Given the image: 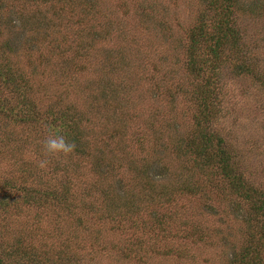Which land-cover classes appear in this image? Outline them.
I'll return each instance as SVG.
<instances>
[{
  "label": "rangeland",
  "instance_id": "obj_1",
  "mask_svg": "<svg viewBox=\"0 0 264 264\" xmlns=\"http://www.w3.org/2000/svg\"><path fill=\"white\" fill-rule=\"evenodd\" d=\"M255 1L234 10L247 45L219 60L191 38L218 20L212 0H0L1 263L235 264L251 234L264 246L263 213L190 151L211 76L210 124L240 177L264 194V0ZM204 60L210 74L195 75ZM54 116L62 126L49 124ZM57 131L75 144L71 154L44 151ZM185 182L200 191L178 194ZM50 187L70 190L75 209L47 203ZM160 189L171 202L147 207ZM123 196H133L136 217L111 219L100 201ZM193 230L202 240L186 236Z\"/></svg>",
  "mask_w": 264,
  "mask_h": 264
},
{
  "label": "trees",
  "instance_id": "obj_2",
  "mask_svg": "<svg viewBox=\"0 0 264 264\" xmlns=\"http://www.w3.org/2000/svg\"><path fill=\"white\" fill-rule=\"evenodd\" d=\"M211 4H213L218 10V20H215L213 28L207 29V25L204 24L205 22H202V25L198 24V29L197 31L194 30L192 32L191 38L194 43L198 44L199 42H202L203 46H205L206 52L210 53V55L215 59L221 60V56L224 50H233L239 48L240 46L242 48L244 45H247V41L244 40V37L239 32V29L233 18L234 10L238 9L239 11V9H242V7L240 6V0H212ZM251 6V10L256 9L257 2ZM207 62V60H204L203 63L198 64V66L193 65V68H191L192 72L195 73V75H200L202 73H205L206 76L209 75L210 71L206 72L208 70V67L206 66ZM244 68L245 67L241 66L239 69ZM247 73H252L255 75L256 72L250 69L247 71ZM256 77L257 81L259 82V87L264 88L263 71L259 72ZM8 79H10V81L12 82H15L18 88L27 87V84L23 80H19V82H16L12 78ZM210 79L211 76H208L206 78L204 90L200 92L198 96V99L200 98V116L196 118L198 129L195 130L194 137L190 140V151L192 154H195L197 157L200 158L198 165L202 169L206 170L211 175H214V173L217 172L221 174L223 178H226L228 180V185L230 188L229 190L232 194L238 195L241 198L248 200L251 203V209L253 211H255L256 213H263L264 215V194L259 192L260 189L249 186L247 182H245V180L240 177L242 173H239L237 171V168L234 163V156L231 155L230 151L228 150L229 147L227 145H229V142L225 140L223 134L213 129L212 124H210L211 120L216 115L213 103L209 99V93L211 90ZM49 124L52 127L62 126L60 118L56 116L53 117L52 121ZM154 174L155 173L151 174V177L148 176L147 178L152 183L155 189V182L153 181ZM144 175H146L145 172ZM207 181L215 182L213 178H209ZM199 191L200 189L197 188L196 184L191 185V183L187 182H185L182 187L176 189V192L178 194L188 195L196 194ZM59 192L60 191L56 190V188L50 187L45 197V199L47 200H45L44 198L42 199L39 196L38 200H45L47 201V203H63V205L67 207L68 211L72 212L75 209V206H73L74 199L70 190L61 191L64 192L62 197L58 195ZM110 192L103 191L104 195L107 197L110 196ZM105 196H102L103 200H106ZM173 196L174 193L171 194V192L168 193L167 191L160 189V192L153 193L148 196V200H153L151 202L152 204L148 203L149 205H146L147 207L154 206L153 203H155V206L161 207L163 204H169L173 199ZM25 197H27L28 202L33 201V199H36L31 195L30 190H27ZM124 197L125 196H123V198L119 197L118 203L114 202L113 200L111 203H108L106 201H100L101 206L104 207V210L106 208H112L108 210V212H110L109 214H107L108 217H110L111 219H114L115 217L124 216H129L132 218L136 217L135 214L137 213V203L133 201V196L129 198ZM156 199H158V201ZM96 204L99 205L97 202ZM158 212L159 211H151L150 215L151 217L155 218L154 223L159 227V229L164 230L163 227L165 226V223L167 224L168 222H166V220H164L162 216H157ZM263 225L264 223L261 227H259V229L257 230L258 232L260 228L263 227ZM262 233L261 237H264V231ZM186 236H189L190 238L196 237L199 240H202L203 238V236H199L196 230L187 232ZM251 236H249L247 242L239 248L235 264H261L260 260H262L264 246L261 243L262 241L260 236L256 239L255 242H253L254 235L251 234ZM170 252H174L178 255H181L183 250L174 248V250H170ZM30 257L38 256L36 254H32L29 256V258ZM48 257L49 256H47L46 258ZM37 260L39 261V259ZM0 264L4 263L0 262ZM17 264H21V262H17Z\"/></svg>",
  "mask_w": 264,
  "mask_h": 264
},
{
  "label": "clouds",
  "instance_id": "obj_3",
  "mask_svg": "<svg viewBox=\"0 0 264 264\" xmlns=\"http://www.w3.org/2000/svg\"><path fill=\"white\" fill-rule=\"evenodd\" d=\"M75 144L68 141L66 137L62 134H59L57 131L56 134L49 135L43 141V149L48 154H64L68 155L71 154L75 149ZM47 161L42 160L39 164L40 167H44Z\"/></svg>",
  "mask_w": 264,
  "mask_h": 264
}]
</instances>
